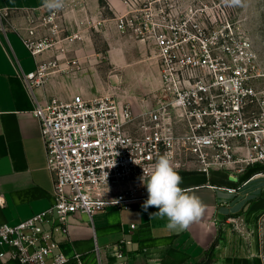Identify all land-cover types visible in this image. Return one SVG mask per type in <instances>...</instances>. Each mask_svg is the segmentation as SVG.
Segmentation results:
<instances>
[{"label": "built area", "instance_id": "built-area-1", "mask_svg": "<svg viewBox=\"0 0 264 264\" xmlns=\"http://www.w3.org/2000/svg\"><path fill=\"white\" fill-rule=\"evenodd\" d=\"M121 2L126 11L112 18L117 30L152 45L158 61L160 87L151 100L141 101L138 111L107 95L38 100L34 91L48 76L80 67L67 49L82 35L64 34L65 0L59 9L43 6L28 16L22 40L34 59L63 44V54L37 62V71L24 76L34 96L54 203L15 226L0 225V246L9 248L0 252L3 263L68 264L53 230L44 226L68 234V220L77 212L92 218L110 208L144 205L148 193L141 183L143 168L160 155L169 154L176 171L194 168L208 176L240 163L264 165V91L254 85L261 78L260 65L253 42L234 20V1ZM9 16V9L0 8L4 31ZM104 22L95 21L92 27ZM226 190L233 194L240 189ZM128 244L125 239L118 243L121 264H127ZM97 252L98 264H106ZM74 260L83 264L80 254Z\"/></svg>", "mask_w": 264, "mask_h": 264}, {"label": "crops", "instance_id": "crops-1", "mask_svg": "<svg viewBox=\"0 0 264 264\" xmlns=\"http://www.w3.org/2000/svg\"><path fill=\"white\" fill-rule=\"evenodd\" d=\"M65 1L64 34L79 31L82 40L87 25L92 27L95 21L104 20V31L111 27L114 13L126 11L121 0H106L110 18L104 14L100 0ZM43 4L44 0H0V8L10 10L8 29L2 30L0 24V225L15 226L54 203L53 179L33 113L34 96L24 82L25 75L37 71V62L63 54L59 50L63 44H59L36 60L23 43L28 16ZM114 28L117 30L115 23ZM105 42L108 67L101 68L99 56L93 55L95 50L83 48L78 41L67 54L70 51L69 56L78 57L80 67L75 72L48 76L35 89V97L44 101L53 97L68 100L75 95L85 99L107 95L140 110L141 101L151 100L160 87L158 61L145 54L127 53L129 44L119 45L106 34ZM104 79L109 84L121 81L125 90L116 92ZM177 172L182 177L180 187L199 196L206 205L200 221L184 231L168 230L166 218L151 217L158 208L145 210L143 205L110 208L92 218L77 212L68 220V234L55 230L51 224L44 229L53 230L58 251L70 259L68 264H77L76 254L82 255L83 264H98V250L106 264H121L117 252L122 239L131 241L126 245L127 264H263L262 252L244 232V225L264 214V185L256 183L264 178V165H250L238 171L215 170L209 176L194 168ZM228 188L240 190L231 194ZM131 225L136 228L131 229ZM8 249L0 246V252ZM0 264L20 263L10 260Z\"/></svg>", "mask_w": 264, "mask_h": 264}, {"label": "rangeland", "instance_id": "rangeland-1", "mask_svg": "<svg viewBox=\"0 0 264 264\" xmlns=\"http://www.w3.org/2000/svg\"><path fill=\"white\" fill-rule=\"evenodd\" d=\"M100 3L104 14L110 18V10L107 6L106 0H100ZM234 3L236 11L234 20L246 36L251 39L258 55L261 78H258L254 85L259 91H264V0H235ZM111 23L113 26L111 25L108 29L105 28L104 31L102 30L103 26L97 29L87 25V30L85 32L86 37L79 41L82 43L83 48L88 46L95 50L93 51V55L99 56V60L101 61L99 62V66L101 68L108 67L107 59H105L108 50V44L105 42V34L108 37L111 36L119 45H123L124 43L129 44L130 47H128L127 53L134 56L145 54L149 57H153L154 60L157 61L156 51L152 45L145 47V45L139 43L133 38L131 39L130 37L120 35V33L114 28V22L111 21ZM67 35H69V33H66L65 36ZM69 48L70 46H68V49ZM69 53L70 51L68 54ZM103 76L105 78V75ZM104 80L108 83V80ZM109 85V87H112L111 89H114L118 93H122L125 90L124 84L122 85L121 81ZM132 130L133 132H136L138 127H134ZM238 157L240 159L244 158L243 155L240 154ZM248 166L250 165L247 163H240L233 169H230V171L242 170ZM256 183L264 185V178L256 181ZM244 228V232L250 237L261 252L264 253V214L260 218H257L255 222L244 225Z\"/></svg>", "mask_w": 264, "mask_h": 264}, {"label": "clouds", "instance_id": "clouds-1", "mask_svg": "<svg viewBox=\"0 0 264 264\" xmlns=\"http://www.w3.org/2000/svg\"><path fill=\"white\" fill-rule=\"evenodd\" d=\"M43 6L50 10L59 9L63 6V0H44ZM141 183L148 193L143 207L145 210L148 207L158 208L151 217L166 218V227L170 231L188 229L192 223L200 221L205 213L206 205L200 197L180 187L182 177L167 153L160 155L150 168H143Z\"/></svg>", "mask_w": 264, "mask_h": 264}]
</instances>
